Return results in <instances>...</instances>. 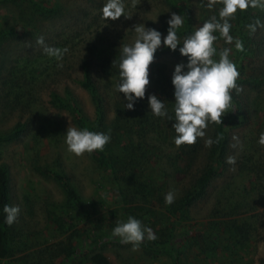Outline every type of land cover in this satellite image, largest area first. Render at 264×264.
Masks as SVG:
<instances>
[{
    "label": "rangeland",
    "instance_id": "1",
    "mask_svg": "<svg viewBox=\"0 0 264 264\" xmlns=\"http://www.w3.org/2000/svg\"><path fill=\"white\" fill-rule=\"evenodd\" d=\"M34 1L42 2L52 12L37 9L29 0H0V135L18 125L24 127L18 138L0 142V166H5L9 173L11 206L20 209L12 226L14 258L3 264L48 262L50 253L45 248L58 242L78 247L80 242L101 238V230L108 234L111 222H126L113 178L100 158L95 153L77 157L68 151L66 131L68 127L79 129L75 118L79 111L59 108L52 102L54 96L63 100L71 97L83 115L95 119L91 92L83 86V66L88 64L91 80L104 99L107 134L117 109L129 113L132 110L124 108L127 100L116 90L120 80L103 74L104 57H120L123 45L134 44L135 25L156 29L162 33L163 41L171 14L179 15L168 3L170 0H123L129 18L121 16L116 21L102 16L101 9L107 0ZM176 1L189 9L193 33L213 16L220 20L223 7L220 3L208 8V0ZM240 12L237 10L235 19L229 21L234 27ZM247 14L253 22L259 19L264 24V10L249 7ZM232 32L230 28L231 44L218 31L213 33L217 37L213 59L218 61L220 51L231 49L229 59L241 78L252 81L238 84L243 89L238 96L246 120L228 128L223 172L210 182L204 198L184 212L175 228L173 240L179 264L264 263V146L258 143L264 133V27H257L255 33L249 30L241 51L235 47L239 39ZM40 36L46 45L68 50L62 60L43 52V47L36 43ZM184 38L179 37L180 42ZM165 50L170 49L157 50L149 67L150 84L142 101L147 114H152L148 96L154 94L164 101L172 116L175 102L172 74L177 64L188 63L187 57ZM60 64L62 67H58ZM154 117L159 127L142 136L144 130L141 131L140 137L134 133L133 142L145 152L144 172L151 178L156 196L165 198L173 191L178 201L194 187L202 173L211 147L205 141L213 140L214 130L210 123L205 137L198 138L193 145L196 153L191 163L179 165L176 158L185 145L177 148L174 143L175 121ZM184 148L188 150L189 146ZM229 156L235 158V164L227 163ZM179 166L187 169L181 171ZM55 172L67 176L83 206L92 213L90 217L68 201L53 176ZM130 198L127 196V206L135 202ZM92 203L97 204L94 210L90 207ZM153 204L156 211L153 223L139 220L154 231L161 221L170 223L165 207H159L156 201ZM57 215L67 222L65 232L55 224ZM82 246L66 264H91V253ZM101 252L112 264H174L170 254L153 259L141 247L133 251L131 244H111ZM62 259L63 256L53 259L52 263Z\"/></svg>",
    "mask_w": 264,
    "mask_h": 264
},
{
    "label": "trees",
    "instance_id": "2",
    "mask_svg": "<svg viewBox=\"0 0 264 264\" xmlns=\"http://www.w3.org/2000/svg\"><path fill=\"white\" fill-rule=\"evenodd\" d=\"M29 1L33 6L41 11L52 12V9L48 10L47 8H45L42 2H35L34 0ZM168 3L171 5V7L177 9L179 15H182L184 17L183 27L177 29V35L179 37H186L188 35H191L193 33V29L190 26V11L187 6L180 4V2L176 0H170L168 1ZM248 9L247 11L240 12L239 18L236 22L237 27L231 25V28L233 30L232 35L235 34L236 36H238V39L242 42V45L248 39L249 28L247 26L251 24L252 21V19L248 17ZM182 44L183 43L181 42V45H178L177 50L173 52L180 54L179 47H182ZM168 51L171 50H167L166 52ZM119 59V56L108 55L104 57L103 74L106 77L120 80L118 67ZM114 60L116 61V63L113 64ZM83 71L85 76V82L83 83V86L91 92L92 100L96 109L95 119L90 120L85 115H83L80 112L79 108H77L78 106L75 105L76 101H74L71 97L70 99L67 98L66 100H63L58 96H54L52 103L56 107L65 108L70 111L78 110L79 113L77 112L75 118L76 124L80 130L87 128L89 131L105 133L106 112L104 99L99 93L98 86L91 80L88 64H85L83 66ZM251 83V80L242 79L240 75L237 79V84ZM230 95L232 96V106L235 110H229L230 113H227L222 118V124L216 125L212 123V127L214 130L213 141L218 142H214L211 145L207 154L206 165L202 170V173L196 180L194 187L191 190L187 191L181 199L175 201L171 205L165 204L164 197L156 196L155 190L152 186L151 178L147 177L144 172L146 171L145 152L142 151V147L139 144L135 145L133 142L134 133H136V136L140 137L139 133L141 131L144 130V132L140 133V135L142 136L144 135L143 133L147 134L151 130L159 127L158 122L155 121L154 115L147 114V112L145 111V105L144 103H142L143 99L138 100L134 104V110H132L130 113L126 112V110L124 109L116 110V116L112 123L110 131V143L105 146L103 151L94 152L100 158L101 163L113 178L116 190L121 198L122 204H120V207L123 211V215L126 221L129 216H133L136 219H148V221H152L153 223V220L156 218V211H154L155 208H153L155 207V204H153V202L156 201L159 207H165L167 213L166 217L170 224L161 221L159 223L160 225L158 227H155L153 231L157 239L154 241L146 240L140 245V247L143 248L144 253L153 259H157L162 254H170L173 257L174 264H179L178 258L175 255V240H173L175 228L183 218L184 212L191 208L196 202L204 198L210 182L220 176L225 168V157L229 145L228 128L237 127L246 120V117L243 113L242 102L237 92L235 90H232L230 92ZM171 115L174 119V112ZM23 130V126H16L9 133L0 135V142H10L18 138ZM186 146L187 145L181 147V154L176 158V163L179 165L185 163L186 166H188L193 160L194 154L196 153V149L193 145H188V150H185L184 147ZM186 169L187 168L182 167L181 171H184ZM53 176L61 184L64 192L66 193L67 199L72 204V206L82 211L87 218L90 217L92 213L83 206L78 193L70 184L67 176L60 172H55ZM9 182L10 180L8 170L5 166L1 165L0 264H3V262H6L7 260L13 259L15 254V251L12 247L13 225L9 227L5 223L6 214L3 212V208L5 205L11 206ZM127 196H131L135 199V202L128 206L126 204ZM96 205V203H92L90 207L94 210ZM55 224L60 231H66L67 222H65V220L61 216H56ZM116 225V223L111 222L109 225L108 234L106 233V231L101 230V232H103L101 238L98 237L87 243L80 242L78 244V247L66 245L63 242L53 244L52 246L45 248V251L50 253V255L48 256L50 261L48 260V262H45V260H41L38 261L37 264H66L75 257L80 248L82 249V245L88 248L89 252L91 253L89 257V262L91 264H112L111 261L104 255V253L101 252V250L108 245L120 243L118 238L112 236V231L116 227ZM61 256H63L62 261L58 263H52L53 259L57 260Z\"/></svg>",
    "mask_w": 264,
    "mask_h": 264
},
{
    "label": "clouds",
    "instance_id": "3",
    "mask_svg": "<svg viewBox=\"0 0 264 264\" xmlns=\"http://www.w3.org/2000/svg\"><path fill=\"white\" fill-rule=\"evenodd\" d=\"M223 5L219 12L220 20L216 16L211 17L194 33L184 38L179 52L187 57L188 63H179L175 66L172 74V85L174 86V119L169 116L164 101L156 95L148 96V104L154 116L174 120L172 124L176 135L174 143L177 148L182 145L192 146L197 143L198 138L206 135V129L210 123L220 125L222 118L230 113L232 96L230 92L235 90L239 94L243 89L237 84L240 73L235 64L230 61L231 49L225 48L219 52V60H214L217 50L213 47L217 37L213 34L219 32L228 44L233 43V37L229 34L230 20L235 19L237 10L247 11L249 7L264 10V0H208L207 7L212 8L215 4ZM102 16L106 20L116 21L125 15L123 0H107L101 9ZM167 35L154 28H146L144 24L134 26L137 38L132 45H123L119 59L120 82L116 86L119 93H123L127 103L124 108L134 110V104L145 98L146 88L150 84L149 67L154 62V54L161 47L176 51L181 45L177 35V29L184 24V17L176 13L171 14L167 21ZM251 33H255L257 27H264L259 19L247 26ZM36 43L43 47V52L56 60H62L68 51L45 44L44 37L37 38ZM235 47L243 50L242 42L235 41ZM116 61H113V64ZM62 67V64L58 65ZM185 68L187 69L185 71ZM231 111V112H232ZM110 131H89L87 128L80 130L68 127L66 140L68 151L77 157L85 153L92 154L103 151L110 143ZM214 142L211 138L205 141L206 146ZM258 143L264 146V133L260 134ZM235 158L229 156L227 163L235 164ZM175 202V194L169 191L165 195V204L171 205ZM3 212L6 214L5 223L11 227L18 219L19 206L5 205ZM112 236L119 239L121 244H131L132 250L137 251L140 245L147 241L157 239L153 230L146 227L139 219L129 216L126 222L120 221L112 231Z\"/></svg>",
    "mask_w": 264,
    "mask_h": 264
}]
</instances>
